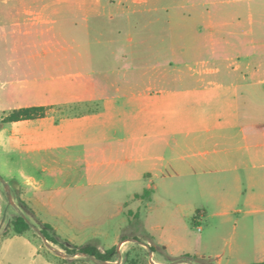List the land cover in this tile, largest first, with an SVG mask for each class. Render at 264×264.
I'll return each instance as SVG.
<instances>
[{"label": "crops", "instance_id": "1", "mask_svg": "<svg viewBox=\"0 0 264 264\" xmlns=\"http://www.w3.org/2000/svg\"><path fill=\"white\" fill-rule=\"evenodd\" d=\"M50 1L24 6L25 34L34 26L42 37L34 63L25 72L11 58L0 66V112L49 107L1 126L0 181L17 183L36 213L41 203L90 202L115 183L127 191L124 205L152 202L155 178L170 170L219 176L201 183L220 190L213 194L227 210L264 206V67L253 60L264 40L246 41L252 28L242 25L225 29L221 16L240 21L239 12L221 10L220 0H66L67 9ZM195 12L177 40L176 17ZM39 48L52 53L41 72ZM221 48L234 52L220 58ZM173 58L184 67L173 70ZM59 182L67 196L43 195ZM210 264L227 263L218 255Z\"/></svg>", "mask_w": 264, "mask_h": 264}, {"label": "rangeland", "instance_id": "2", "mask_svg": "<svg viewBox=\"0 0 264 264\" xmlns=\"http://www.w3.org/2000/svg\"><path fill=\"white\" fill-rule=\"evenodd\" d=\"M60 1L58 3L53 0L50 3L52 6L58 3L53 7L67 9L66 0ZM220 1L221 10L239 12L241 15L240 21L229 14L221 16L222 22L228 20L231 24L225 26V29L242 25L246 29L252 28V35L247 36L246 41L250 38L256 42L264 40V34L259 28L260 25L264 27V0ZM25 4L34 5L35 2L0 0V66H7L4 63L11 58L15 65H23L20 67L22 72L34 63V41L42 40L40 33L37 37L34 26L30 28L31 34H25L30 27L26 22ZM195 15L196 12L176 17L174 27L177 40L181 39L179 36L184 33L186 25L197 23ZM63 33V38H67L66 27ZM42 50L39 48V72L44 65L43 61L48 58L52 60L51 50L49 55L40 53ZM244 51L249 54L253 49L247 48ZM255 51L257 55L253 60L264 67V48H255ZM232 52V49L221 48L220 58ZM172 66L173 70H178L184 64L178 66L173 58ZM190 66L194 69L199 67L196 63ZM155 70H164V65L157 63ZM2 82L0 79V85ZM170 86L175 87V81H171ZM61 108L74 111L72 106ZM4 115L0 112V118ZM0 158H3L2 153ZM173 173L170 170L168 174L171 175L166 173L164 178H155L159 190L152 202L146 198L142 202L135 200L124 205L119 199L127 196V191L118 189V183H115L110 186L111 191L106 194L99 192L90 202L46 203L54 209L41 203L37 213H31L21 205L17 183L10 184L1 180L0 264H210L216 262L218 255L223 257L225 263L236 264L241 261L255 262L264 256L259 247V241L264 238V206L256 210L243 207L240 212L227 210L218 204L213 194L220 190L214 185L211 188L201 183L210 182L219 176H177ZM143 180L140 178L137 182ZM69 193L70 187L59 182L54 184L52 191H46L43 195L53 194L58 200ZM20 215L25 216L31 224L23 233H17L14 228V221ZM44 222L55 227L67 248L71 246L64 242L66 239L76 245L92 244L102 251L117 246L119 253L108 261H100L82 253L72 255L69 250L41 234ZM122 238L130 240L122 241ZM183 253H190L193 258L189 261L174 260Z\"/></svg>", "mask_w": 264, "mask_h": 264}, {"label": "trees", "instance_id": "3", "mask_svg": "<svg viewBox=\"0 0 264 264\" xmlns=\"http://www.w3.org/2000/svg\"><path fill=\"white\" fill-rule=\"evenodd\" d=\"M49 110V107L44 105L39 106H26V107H20L13 109L10 111L7 115H5L2 119L0 118V128L1 126L6 122H13L18 120H24V119H34V118H41L45 117L47 115V112ZM149 191L146 190L144 192V195L147 194ZM21 205L26 209L29 210L31 213H34V210L29 207V205L20 199ZM31 227V224L26 219L25 216L20 215L18 216L14 221V228L17 233H23L27 231ZM41 234L49 241H52L53 243L59 244L62 247L69 250L68 252L72 255L82 253L89 256H92L100 261H108L112 260L113 256L115 254H118L119 251L117 249V246H113L105 251H102L99 247L92 245V244H85V245H76L73 244L70 240L66 239L64 242L67 245H70L71 248L65 247L66 245L61 242V236L57 233L56 229L49 223H43V226L41 228ZM126 238H122V241ZM193 256L190 253H183L178 257H175L174 260L177 261H189V259H192ZM253 264H264V262L261 263H253Z\"/></svg>", "mask_w": 264, "mask_h": 264}, {"label": "built area", "instance_id": "4", "mask_svg": "<svg viewBox=\"0 0 264 264\" xmlns=\"http://www.w3.org/2000/svg\"><path fill=\"white\" fill-rule=\"evenodd\" d=\"M199 230H201V226H199Z\"/></svg>", "mask_w": 264, "mask_h": 264}]
</instances>
